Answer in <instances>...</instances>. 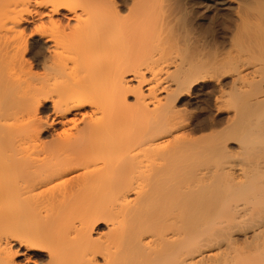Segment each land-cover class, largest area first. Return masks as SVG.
<instances>
[{
  "label": "bare ground",
  "instance_id": "1",
  "mask_svg": "<svg viewBox=\"0 0 264 264\" xmlns=\"http://www.w3.org/2000/svg\"><path fill=\"white\" fill-rule=\"evenodd\" d=\"M75 1L0 0V264H17L15 246L24 264H264V123L258 122L264 109L258 124L236 130L234 147L188 142L184 128L180 133L184 125L175 121L179 98L197 81L212 80L215 69L208 75L206 64L181 63L147 80L134 60L99 81L100 71L81 76L66 64L94 30L134 44L153 22L155 33L158 25L161 32L173 30L171 20L185 12L168 7L169 0L165 9L155 3L146 10L145 0L130 1L126 16L117 0ZM22 25L32 27L27 39ZM29 40L43 49L31 63L25 57ZM234 59L225 65L234 80L252 78L246 86L237 83V103L261 83L255 69ZM252 99L240 106L244 115L264 102ZM41 105L50 111L46 122ZM48 121L59 130L43 144L37 135ZM140 128L150 131L142 135ZM178 140L194 145L186 150ZM100 221L106 234L94 237ZM30 224L36 230H25Z\"/></svg>",
  "mask_w": 264,
  "mask_h": 264
},
{
  "label": "rangeland",
  "instance_id": "2",
  "mask_svg": "<svg viewBox=\"0 0 264 264\" xmlns=\"http://www.w3.org/2000/svg\"><path fill=\"white\" fill-rule=\"evenodd\" d=\"M130 1L132 2L133 0H117V2L121 3L122 16L125 14L127 15L128 13L125 8L128 9L130 6H133L132 3L134 1L132 3ZM145 1L143 2L145 5L142 3L144 5L145 10L151 9L152 6L154 8L155 3L157 4L155 7L158 6L157 9H159L160 7H161L160 9H162V5H164L163 8L165 9L167 8L166 5L170 1L168 7L176 5L180 11L185 12L184 13L185 16L182 19L174 18L171 20L170 24L171 25L173 24L172 25L173 30L171 29V31L165 28H164L165 29L164 31V29L162 28L163 32H161V30H159L161 29V27H159V25L157 24L158 25L157 31L155 33L153 31L156 30L155 28L156 24L155 22H153L152 25H155V26H153L152 28L150 27V30L145 29L146 30V31L144 30L145 35L142 34V32H140V35L143 36L142 38L146 42L145 41L143 42L141 36L140 37L138 36V38H140L139 40L136 36V41L138 40L141 43H138V42L136 43L135 41L134 44H132L131 42L130 44L126 43V45H123L124 43L123 39L120 38L121 36L119 37V35H117L116 33L115 34L112 33L113 35L109 33L111 34V36L109 35L108 37L106 36V34L102 36L100 30H99L100 32L98 30H96L97 32H95L94 30L93 32H91L92 35L91 33L89 34V36H91V38L89 37L90 40H87L88 39L87 37L85 42L87 45H88L87 43L88 41L91 43L98 42L97 44H99V46H97V48H96V45L93 48L92 47L89 48V46H87L86 44H85V47L82 46L83 50H79V53L76 55V57H71L69 60L66 61L67 67L69 68L68 71H72L75 74L80 73L81 76L83 73L91 74L94 72L98 73L100 71L99 73H102L104 76L100 74L101 76L100 75L97 76L98 78L97 80L99 79L101 80L103 78H106V76L112 75L113 73L114 74L121 73L120 72L121 69L123 68V66L125 67L124 62L130 61L131 65H136L137 63H138L137 65L139 66L141 65L142 68L139 67V69L140 71L142 70V75L144 76V78L148 80L150 79L152 75H156V77L158 76V78L162 77L166 70H173L175 66L181 63L187 64L189 62L191 64H194V63L196 64L198 63L197 65L201 64L199 66H202V65L205 66L206 64L208 67L206 66L205 67L208 69L205 68L206 72L202 71L204 72L203 74L206 73L209 75L215 69L214 70L215 73L214 74L213 72L211 73L212 80L209 81L210 78H208L207 79L208 81L207 80L197 81L195 85L191 87V89L187 93H184L186 95H183L181 98H179V102L177 106L178 109L176 108L177 112L175 111V114L177 113L175 115V118L178 115V119H176L175 121L178 122L179 126L181 122H182L181 125H184L183 127L180 126L181 127L180 133H182V130H183L182 128H184V130L186 128V132L183 130V133H185L183 135V138L184 136L185 138L187 137L186 139H189L188 142L193 141V142H196V145H198L199 143L198 141H200V143L202 142L201 144L204 145L205 143L209 144V143L218 141V143L227 144L229 147L233 145L232 147H234V143H236L235 136H237L239 133L238 131H237L238 133H236V130H238L239 127L241 129V126H243L242 128H244L246 126L249 127L254 124L256 125L258 124L259 121H261L259 122V124L264 123V118H262V120H259L261 119V117H264L262 116L264 115V112H262L264 110L261 111V109H264V102H262V106L260 108L255 110L257 113L254 111L248 115H247L248 112H246L244 115L245 110L242 111V108L240 107L242 105H243L242 107H244V105H246L248 101H250L249 99L253 100L252 98H260V99L264 98V82H262L264 81V0H253V1L250 0L244 4L243 2L242 3L239 2V0L238 1L232 0L233 2L232 5L230 3V5L228 6L214 5L208 0H175V1L174 0H169V1L168 0H159V1L156 0V2L155 0L154 1L148 0L149 3H146ZM172 1L175 2L174 4L172 3L173 5L171 4ZM75 2H77V0ZM75 2H72L74 6L76 5ZM150 3L152 5H149ZM142 4L140 6H142ZM146 4H148L149 6L147 5V7H145ZM229 6H232V7L234 6V7L232 8ZM75 10H77L76 12L78 13L80 12L77 8ZM186 13H187V16H186ZM101 19L102 18H100V20ZM178 20L179 21L182 20L180 22H183V24L182 23L178 24V22L176 24V21ZM30 27L31 25H22L21 28L22 29L24 28V31H25L22 33L24 35V36L22 35V37L25 38V36H27L26 39L29 37L30 35L29 29L31 30L32 28ZM147 30H148V33H147ZM134 31L139 32V30L137 31L133 30V33L131 34H134ZM98 32L100 34H96ZM24 33L25 34L27 33V34L25 35ZM148 34L149 35L151 34V36H149ZM102 37H105V38H102ZM117 37H119L120 39V41H118V44L120 42V44L122 45V49L120 48L121 46L117 44V42L116 44L114 43L117 40L115 39ZM148 37H152V38L154 37V39L149 38L148 40ZM248 37L249 38L251 37L250 41L247 40ZM161 39L165 41L162 42L163 40L161 41ZM26 45H27V53L25 54L27 55H25V57L27 59V62L29 61L31 63L32 56L34 54H41L43 52V49H42L41 44H38V43H35L34 45L32 44L30 45V40L29 42L26 43ZM128 45L129 47H127ZM136 45L137 47H135ZM150 45H151V48L153 47L154 48L151 49ZM144 46L146 48H144ZM141 47L144 48V50H142ZM148 47L150 48L149 50H148ZM124 49H125V52H123ZM128 50L130 51V53H127ZM140 50L142 54L144 55L140 53ZM145 53L147 54L146 56H145ZM121 54L123 57H121ZM123 54L125 56L126 54H128L129 57L128 56L125 57ZM119 56L121 59L119 58ZM130 57H133L131 58L133 59L132 60L133 62L131 61V59H129ZM234 58L239 59L240 61L243 60L244 63H247V65H249L248 67H250L251 69H255L256 71L254 70L255 72L254 77L256 79L259 77L256 83H261L258 86L256 84L257 90L253 88L252 91L249 90L248 92H246L248 88H244L246 94H245V97L243 96V98H241L242 101L241 100L237 101V103L239 104L236 103V100H234L235 98L234 99L232 98L234 97V95L232 94L238 91L243 81H244L243 82L244 86H246V84L250 83V81L248 80L249 79L251 80L252 78L245 77L247 79L246 82L248 83L245 82V79L243 81L234 80L236 79L234 78L236 77L234 76L235 72H233L230 67H229L230 69L228 70L227 69L228 66L227 67L225 66L230 61H232V59ZM121 60L123 61V64H121L122 67L120 68V63L122 62ZM134 60H138V62L136 61L137 62L136 63ZM126 63L129 64V62H126ZM219 63H220V66L221 64L224 65V66L222 65V68L225 67L224 68L225 70L221 69L220 66H218ZM217 68L218 69L220 68V70L216 72ZM210 70L211 72L209 73ZM34 71L35 73L38 72L37 74H40L39 71L42 72L40 67L35 68ZM108 72L110 75H107ZM215 75L217 76V78ZM259 75H262V78H260L261 76ZM125 76H126L125 78H127L130 75L125 74ZM89 79L90 77L88 76L87 79L84 78V81L89 80ZM237 83H240L241 85ZM132 96L133 95L130 93L126 95V103L129 105L133 103ZM1 100H3L2 97H1ZM1 100H0V103H2ZM243 101L244 103L242 104ZM239 107L241 108V110L239 109ZM39 108H40L39 111H41L39 112V115H41L43 121L46 122L45 117L48 116L50 111L48 112L47 110H44L46 108V105L44 106L41 105ZM237 110H240L242 112L237 111ZM261 112L262 114L260 115L259 113ZM252 113L254 114L252 115ZM257 114H259V116L261 117L259 118ZM233 115H235V117ZM179 116H180V119H179ZM250 116H251V119L248 120ZM239 117H241V119H239ZM236 118H238L241 121H239ZM256 118L257 119L259 118L258 122L256 121ZM181 119H184V120L182 121ZM177 120H181V121H177ZM49 123L50 122L48 121L47 123L48 127L46 124H44L46 126L43 125L41 126V128H39V129H42V131L38 129L40 133L38 131L39 134L37 136L39 137V140H41L43 144L44 143L48 144L50 141H53L52 140L54 136L53 134L55 133L56 130H59L58 125H50ZM243 123H245L246 126ZM139 127L141 126H138V128ZM139 130L140 132H142V135L145 134L146 131L147 132L150 131L147 128H146V131L142 130L141 128ZM234 134H237V135H234ZM138 135H141V134H138ZM180 136L182 135L180 134ZM233 139L235 140V142H233L234 141ZM185 140H181V142L180 140H178L177 143L178 144L181 143V147L183 148L186 146V145L182 146V142H184L185 144ZM193 142H190V143H193ZM190 143H188V145ZM188 145L186 147H188ZM193 145L194 144L192 145L190 144V146H193ZM186 147L184 149L187 150ZM179 149L181 148L179 147ZM184 149H182V152ZM187 152L185 151L184 152L185 154L183 153V155L186 156L188 154ZM32 222L34 223V220ZM36 225L30 224L29 226L25 227V230H33V229L36 230L35 229L37 228ZM92 232L93 234L95 233L94 237H98L100 233L106 234L105 223L103 221L97 222L93 226ZM17 250L19 249L16 246L11 248V251L14 254V260L17 264H24L25 263L24 258L18 256Z\"/></svg>",
  "mask_w": 264,
  "mask_h": 264
}]
</instances>
